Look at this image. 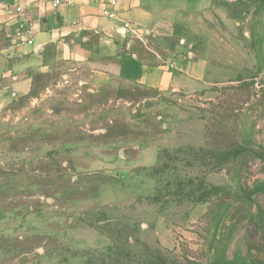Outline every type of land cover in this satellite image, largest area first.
I'll list each match as a JSON object with an SVG mask.
<instances>
[{"label":"rangeland","instance_id":"obj_1","mask_svg":"<svg viewBox=\"0 0 264 264\" xmlns=\"http://www.w3.org/2000/svg\"><path fill=\"white\" fill-rule=\"evenodd\" d=\"M153 41L179 90L99 59L3 73L0 264H264V0Z\"/></svg>","mask_w":264,"mask_h":264},{"label":"crops","instance_id":"obj_2","mask_svg":"<svg viewBox=\"0 0 264 264\" xmlns=\"http://www.w3.org/2000/svg\"><path fill=\"white\" fill-rule=\"evenodd\" d=\"M0 0V78L5 71L24 77L51 62L99 59L116 64L94 71L159 91L179 90L177 63L165 62L150 42L177 38L191 16L210 10L215 0H41L24 6ZM58 1V3H56ZM10 11L12 14H10ZM108 14V15H106ZM110 15L112 17H110ZM31 26L32 44L16 37L17 21ZM26 37H29L28 35ZM184 41L180 40V44ZM150 51L144 57L143 48ZM139 48V50H135ZM44 66V67H43Z\"/></svg>","mask_w":264,"mask_h":264},{"label":"built area","instance_id":"obj_3","mask_svg":"<svg viewBox=\"0 0 264 264\" xmlns=\"http://www.w3.org/2000/svg\"><path fill=\"white\" fill-rule=\"evenodd\" d=\"M35 1H41V0H20L15 7V13L17 15L24 14L25 10H24L23 5H25V4L31 5ZM56 3H58V1ZM10 14H12L11 11H10ZM106 15H108V14H106ZM110 17H112V16L110 15ZM17 25H18V27L16 29V37L19 38V41L21 43H28L29 45L32 44V40H31L32 32H31L30 24L28 22L18 20ZM27 35L29 37H26Z\"/></svg>","mask_w":264,"mask_h":264},{"label":"trees","instance_id":"obj_4","mask_svg":"<svg viewBox=\"0 0 264 264\" xmlns=\"http://www.w3.org/2000/svg\"><path fill=\"white\" fill-rule=\"evenodd\" d=\"M223 148H224V146H221V149H223ZM220 193H222V191H220L219 189H212L210 191L211 196L216 197V198L220 197Z\"/></svg>","mask_w":264,"mask_h":264}]
</instances>
